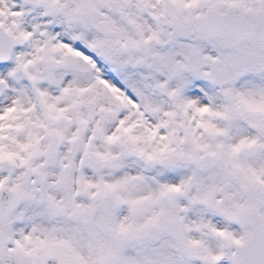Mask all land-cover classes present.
<instances>
[{"label": "snow or ice", "instance_id": "snow-or-ice-1", "mask_svg": "<svg viewBox=\"0 0 264 264\" xmlns=\"http://www.w3.org/2000/svg\"><path fill=\"white\" fill-rule=\"evenodd\" d=\"M0 264H264V0H0Z\"/></svg>", "mask_w": 264, "mask_h": 264}]
</instances>
